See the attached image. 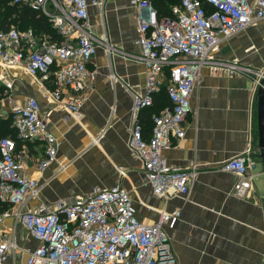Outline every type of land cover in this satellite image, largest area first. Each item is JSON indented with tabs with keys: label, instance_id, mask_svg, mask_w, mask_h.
<instances>
[{
	"label": "built area",
	"instance_id": "obj_1",
	"mask_svg": "<svg viewBox=\"0 0 264 264\" xmlns=\"http://www.w3.org/2000/svg\"><path fill=\"white\" fill-rule=\"evenodd\" d=\"M12 3L41 10L62 37L53 40L37 35L32 28L19 30L15 25L0 28V83L11 103L12 125L19 139L44 144L38 168L45 170L57 158L58 138L49 129L36 97L30 96L23 103L13 101L10 71L23 68L34 78L51 80L50 93L56 103L72 116L79 115L98 75L89 63L100 46L109 54L115 51L106 44L108 36L99 37L91 23L90 6L103 8L106 0ZM130 3L136 17L134 44L140 51L135 59L144 64L146 80L144 92H133L128 146L141 160L155 196L188 198L200 173L197 165L176 167L164 151L186 137L193 92L202 81L205 66L253 74L255 84L264 86V68L216 58L226 41L264 21V0H180L173 6L172 16L161 17L152 0ZM163 87L172 106L153 116L151 135L146 139L140 115L154 104ZM16 150L14 138H0V201L11 205L0 211V222L13 218L37 240V245L27 250L25 264H178L166 225L176 224L181 208L162 211L156 222H143L130 191L120 183L94 186L72 200H42L39 180L25 172ZM252 153L248 146L221 167L238 176L233 191L239 197L253 186ZM35 199L37 204L29 206ZM19 250L15 236L0 234V264L16 258Z\"/></svg>",
	"mask_w": 264,
	"mask_h": 264
},
{
	"label": "crops",
	"instance_id": "obj_2",
	"mask_svg": "<svg viewBox=\"0 0 264 264\" xmlns=\"http://www.w3.org/2000/svg\"><path fill=\"white\" fill-rule=\"evenodd\" d=\"M90 16L96 34L107 35L115 51L109 54L100 46L89 63L98 75L79 115L72 116L56 103L50 93L51 80L34 78L23 68L10 71L13 101L23 103L36 97L59 142L57 158L45 170L38 168L45 152L42 142L22 141L16 150L25 172L39 180L41 199L72 200L94 186L120 183L130 191L143 222H156L162 211L181 208L176 224L166 225L178 264H264V167L259 157V87L254 75L213 66L202 69V81L193 92L192 110L185 122L186 137L164 151L170 164L180 168L196 164L200 173L188 198L157 197L141 160L128 146L133 92H144L146 80L144 64L135 59L140 53L134 44L135 9L130 0H106L103 8L90 6ZM262 31L264 21L226 41L216 58L262 69ZM10 108L5 97L0 114L8 116ZM248 146L254 157L253 186L239 197L233 191L238 176L221 167ZM37 202L32 200L29 206ZM19 224L13 218L0 222V234L15 236L21 248L7 264H25L27 250L38 243L32 236L31 243L21 238L14 228Z\"/></svg>",
	"mask_w": 264,
	"mask_h": 264
},
{
	"label": "trees",
	"instance_id": "obj_3",
	"mask_svg": "<svg viewBox=\"0 0 264 264\" xmlns=\"http://www.w3.org/2000/svg\"><path fill=\"white\" fill-rule=\"evenodd\" d=\"M152 3L160 17L172 16L173 6L179 4L180 0H152ZM11 25L17 26L19 30L32 28L37 35L43 37L49 36L53 40L62 39L50 19L41 10L26 5L14 4L12 0H0V28L8 29ZM166 73H168V69ZM5 90V86L0 83V94ZM171 106L172 102L167 89L163 87L155 95L154 104L144 109L140 115V122L143 126V133L146 139L150 138L151 135L153 116L160 114L165 108ZM6 136H10L16 140L17 148L20 142L23 141L18 138L16 129L12 125L10 114L0 118V138ZM10 207L11 205L9 203L0 201V211Z\"/></svg>",
	"mask_w": 264,
	"mask_h": 264
},
{
	"label": "water",
	"instance_id": "obj_4",
	"mask_svg": "<svg viewBox=\"0 0 264 264\" xmlns=\"http://www.w3.org/2000/svg\"><path fill=\"white\" fill-rule=\"evenodd\" d=\"M257 128L260 147L259 157L264 167V86L259 88L258 93Z\"/></svg>",
	"mask_w": 264,
	"mask_h": 264
},
{
	"label": "rangeland",
	"instance_id": "obj_5",
	"mask_svg": "<svg viewBox=\"0 0 264 264\" xmlns=\"http://www.w3.org/2000/svg\"><path fill=\"white\" fill-rule=\"evenodd\" d=\"M99 21V18H98V16H95V22L97 23ZM17 25V24H16ZM261 34H262V37H264V31H262L261 32ZM264 68V67H263ZM255 69H259V68H255ZM41 80V79H40ZM6 95H7V93H6V91H4V92H2L1 94H0V102L2 103V101L5 99V97H6ZM5 114V113H4ZM4 114H0V118L3 116V117H6V116H4ZM15 231L19 234V236L21 237V238H23L24 240H26V242H32V238H31V235L28 233V231L27 230H25L24 228H23V226L22 225H16L15 227Z\"/></svg>",
	"mask_w": 264,
	"mask_h": 264
},
{
	"label": "bare ground",
	"instance_id": "obj_6",
	"mask_svg": "<svg viewBox=\"0 0 264 264\" xmlns=\"http://www.w3.org/2000/svg\"><path fill=\"white\" fill-rule=\"evenodd\" d=\"M106 44H108V42H106Z\"/></svg>",
	"mask_w": 264,
	"mask_h": 264
}]
</instances>
